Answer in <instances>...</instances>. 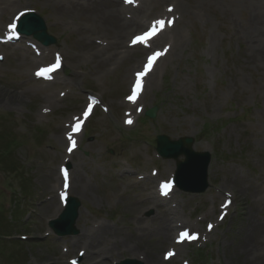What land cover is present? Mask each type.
Returning <instances> with one entry per match:
<instances>
[{
    "label": "rangeland",
    "instance_id": "rangeland-1",
    "mask_svg": "<svg viewBox=\"0 0 264 264\" xmlns=\"http://www.w3.org/2000/svg\"><path fill=\"white\" fill-rule=\"evenodd\" d=\"M20 3L18 10L36 11L45 20L57 44L41 49L47 59L16 50L19 44L0 45V235L14 236L0 239V264H264V241L256 243L250 230L264 221V69L246 55L247 44L236 40L223 10L188 17L173 31L181 38L176 47L173 39H159L156 48L169 44V57L156 69L140 115H132L139 120L127 128L131 74L144 51L133 49L128 60L109 58L112 50L98 57L90 49L100 45L97 39L86 47L80 42L89 37L82 30L86 16L72 21L55 15L43 0ZM164 10L163 0H155L148 17L156 19ZM12 11L0 8L5 26ZM247 16L238 10L234 20L242 24ZM57 52L64 71L53 83L37 81V68L52 64ZM29 59L40 62L31 65ZM143 106L158 107L157 117L146 119ZM87 112L91 118L82 122ZM160 135L173 141L192 137L195 152L212 156L209 189L199 195L176 189L168 202L175 209L171 222L198 234L196 244L172 245L168 237L157 246L148 232H140L154 228L159 213L167 212L147 199L176 170V161L156 154ZM65 160L71 161L73 183L81 177L80 192H68L80 207L77 235L57 237L48 225L64 210L63 190L54 191L53 182L62 183ZM121 169L131 176H122ZM48 174L52 178L44 183ZM136 201L141 202L130 209ZM100 227L110 233L99 250L113 253L82 260L78 238ZM174 252L179 255H168ZM253 255L259 258L255 263Z\"/></svg>",
    "mask_w": 264,
    "mask_h": 264
},
{
    "label": "bare ground",
    "instance_id": "bare-ground-1",
    "mask_svg": "<svg viewBox=\"0 0 264 264\" xmlns=\"http://www.w3.org/2000/svg\"><path fill=\"white\" fill-rule=\"evenodd\" d=\"M20 2L21 0H0V8L4 6V9L8 8L9 10H13L12 12H16V14H24L28 12L24 9L18 10L21 6ZM43 2H47L48 5H50V7L52 8V12L55 15H58L64 19L75 21V18L78 15L86 16L88 18V21L85 22L84 29L80 24H76L78 27H81L84 32H87L89 36L86 39H81L80 42L85 44L86 47L88 46L86 43H88L89 40L92 41L97 39V42L100 45L97 47H91L90 49L98 57L102 58L106 56L107 53L110 52V50H112L115 54H112V56H108L109 58H117L119 55L122 56V59L125 60L127 58H130L131 56L129 48L130 46H127L131 38L137 34L141 26L145 27L144 25L150 23L147 19L150 18L148 17V15L151 14L149 10L152 9V4L153 2H155V0H139L140 4L137 8L135 7L133 9L130 7H124L123 4H121V0H43ZM163 2L166 10L161 13L160 18L164 19V22H166L168 27L165 32V38H168L167 41H171V39H173L175 47L181 43V38L177 36V33L173 35V31H175L176 28H178L180 25H184V23H186V21L188 20V17H192V15L195 14H202L203 16V14H205L206 12L217 7L221 8L224 14L229 17V22L231 24H234L233 29L235 30L236 40L244 41L247 44L248 52L247 54H245L249 58H251L252 61L256 60L258 66H261L264 69V0H163ZM238 10L239 12L248 14L247 19L244 20L242 24H240L237 19L234 20V14ZM172 35L173 37H171ZM119 50H122V52L119 53ZM165 51L166 52L164 54V57L159 56L160 58L155 66V69L162 61L166 60L169 57V52H167V50ZM39 57L41 59H47L49 55L40 54ZM29 62L31 63V65H34L40 61L37 59H31ZM141 66L142 65H138V69L140 70L139 72H144L145 70ZM155 75V72H152L147 78H145L146 85H143L144 82H142L140 85L143 88L142 92L138 95L133 96V99H130L127 102V107L130 108L128 109L129 118L132 114L134 115L137 113L138 110L136 109L138 108V106H142L143 104L145 105V103L149 99L148 94L149 92H152L151 83L154 84L153 81ZM132 77L134 78V73L132 74ZM134 80L138 81V83L143 81L140 78H138L137 80L136 78H134ZM144 111L146 110L144 109ZM123 174L126 173L123 172ZM48 175V179L43 180L44 183L52 178L51 174ZM70 176L71 179H73V174H70ZM125 176L129 175L126 174ZM80 181V176L76 178V181L74 183L72 180L70 191L72 187H74V190L79 193ZM53 185L54 191H57L58 189L60 190L61 187H63L62 185H60L59 178L54 179ZM233 193L235 192L232 190V194ZM152 200L154 205L157 204L155 205L157 209L166 208L167 212L159 213L158 217L160 219V222L154 228H151L148 231L140 229V232L142 233V236L146 235V232H148L147 236L152 237L154 239V244L157 246L159 244H164L165 239H167L168 237L170 239L172 238L171 244L174 245V235L172 234L174 230H176V226H174V219H172L173 222H171V217L174 215V208L172 207L167 209L169 206L167 204V206H165V202L159 200V198H154ZM262 201H264V194L262 196V199H260V203ZM139 202L141 201H136L132 205H130V209H133ZM59 210H62V207ZM181 226H184V224L181 223L180 225H178V227ZM250 230L251 236L256 243L264 241L263 220L259 223H255V225L251 227ZM109 233L110 231H107V229L103 230L102 227L98 229L90 228L85 233V236L78 238L77 243L83 244V246L80 247V250L83 251L81 257L82 260H91L94 259V256L101 258L107 254L113 253L114 249H107V252L104 250H99L104 237ZM112 246L115 247L114 245ZM261 251H258L257 253H260ZM150 259L154 261L151 256ZM252 260L253 263H255L259 260V258L253 255Z\"/></svg>",
    "mask_w": 264,
    "mask_h": 264
},
{
    "label": "water",
    "instance_id": "water-1",
    "mask_svg": "<svg viewBox=\"0 0 264 264\" xmlns=\"http://www.w3.org/2000/svg\"><path fill=\"white\" fill-rule=\"evenodd\" d=\"M20 31L26 35L33 34L45 44L53 43L54 41L47 36L44 23L35 15H29L22 19L20 23ZM148 116L155 118V111L148 113ZM192 143V140L174 143L165 137H160L158 139V152L165 159H178L181 155H184L186 157V162L178 165L179 170L177 173V183L180 189L186 192H204L208 186V166L202 164L203 161L201 158L193 153L191 149ZM78 208L79 204L76 200L72 199L62 218L52 224L59 235L76 233L74 224L78 216ZM125 264L137 263L127 262Z\"/></svg>",
    "mask_w": 264,
    "mask_h": 264
},
{
    "label": "snow or ice",
    "instance_id": "snow-or-ice-1",
    "mask_svg": "<svg viewBox=\"0 0 264 264\" xmlns=\"http://www.w3.org/2000/svg\"><path fill=\"white\" fill-rule=\"evenodd\" d=\"M158 24L161 25V26H163L164 21H158ZM13 27H14V26H13ZM145 39H146V37H144V36L137 37V40H145ZM159 55H161V53H156V55H155L154 57L150 58V61H149V64H148V69L151 68V66H152V61L155 60V58L158 57ZM145 74H146V72H141V73H139L138 75H139L140 77H143ZM129 99H133V97H129ZM128 123H132V121L129 120ZM74 146H75V142L73 141V147H74ZM69 150L71 151V149H69ZM165 187L167 188L168 185H165ZM186 237H188V233H183L181 238L183 239V238H186ZM168 255L171 256V255H173V253H169Z\"/></svg>",
    "mask_w": 264,
    "mask_h": 264
}]
</instances>
